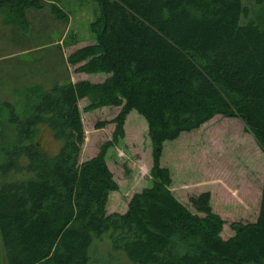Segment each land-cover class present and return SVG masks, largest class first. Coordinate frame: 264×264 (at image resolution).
Wrapping results in <instances>:
<instances>
[{"label":"trees","instance_id":"16d2710c","mask_svg":"<svg viewBox=\"0 0 264 264\" xmlns=\"http://www.w3.org/2000/svg\"><path fill=\"white\" fill-rule=\"evenodd\" d=\"M92 1L94 43L65 58L60 45L49 47L44 61H54L52 74L38 58L20 71L53 75L49 88L19 90L0 103L12 122L4 124L0 109V177L22 175L0 178V264H86L94 238H107L138 264H264V191L254 221L231 223L233 234L224 239L225 221L212 212L209 192L189 197L194 211L188 210L170 190L169 169L159 164L165 141L215 115L239 119L264 155V0H254L258 19L247 16L241 0ZM0 11L7 19L0 35L9 34L10 51L28 49L30 36L50 43L51 27L72 44L57 0H0ZM30 11L41 12L37 22ZM65 65L106 77L72 82ZM81 99L84 111L118 110L94 125L112 123L110 139L79 161ZM130 110L146 123L151 184L134 192L123 212L107 213L108 194L118 185L104 157L122 139ZM41 127L58 142L53 155L34 140Z\"/></svg>","mask_w":264,"mask_h":264},{"label":"rangeland","instance_id":"374dc122","mask_svg":"<svg viewBox=\"0 0 264 264\" xmlns=\"http://www.w3.org/2000/svg\"><path fill=\"white\" fill-rule=\"evenodd\" d=\"M242 6L247 8V16L258 19L260 8L254 0H241ZM57 5L65 14V27L71 36L72 44L68 39H60L58 31L54 30L52 38L60 39L59 45L64 46L63 53L69 54L76 48L94 43L92 34L88 29L89 22L96 13L95 3L92 0H57ZM35 21L41 14H34ZM244 22L243 16L239 19ZM61 25V24H59ZM6 38L0 39V78L18 75L21 70V60L26 56L7 55L11 51ZM51 40V39H50ZM64 43V45H63ZM68 45V46H67ZM48 51H35L31 59L39 60V65H45V56ZM52 54V53H51ZM9 61L8 63H6ZM36 61V60H35ZM6 63V64H5ZM29 65V64H28ZM75 66H70L73 80L84 79L92 83L101 82L106 75L74 73ZM31 70V69H30ZM29 70V71H30ZM33 70V69H32ZM6 93L8 90L5 91ZM5 96V95H4ZM7 99V98H6ZM2 101L0 100V103ZM86 100L78 101L80 117L83 126L84 139L80 148L79 161L95 155L99 146L109 140L114 125L107 123L95 129V123L110 120L118 108L101 107L84 111ZM1 106V104H0ZM5 125L11 117L9 107H0ZM16 111V109H14ZM42 128V127H41ZM124 135L118 140L115 147L107 150L105 162L112 173L118 189L111 191L107 197L106 212H123L129 197L150 186L149 168L151 163V146L146 133V123L135 110H130L123 124ZM42 150L47 155H53L58 149V142L52 139L50 133L42 128L38 133ZM160 166L167 167L171 176L170 190L172 194L188 210L194 211L188 198L200 192H209V205L212 212L225 221L221 238L233 234L231 223H247L254 221L260 193L264 191V155L255 145L251 135L244 130L242 122L237 118H227L215 115L199 128L182 132L173 141H165L162 146L159 160ZM22 175L5 173L1 179L13 181ZM86 264H138L131 262L122 250L113 249L107 238L100 240L94 238L88 247V261Z\"/></svg>","mask_w":264,"mask_h":264},{"label":"crops","instance_id":"0c3cea01","mask_svg":"<svg viewBox=\"0 0 264 264\" xmlns=\"http://www.w3.org/2000/svg\"><path fill=\"white\" fill-rule=\"evenodd\" d=\"M35 13H39V14H41V12H34V11H30L29 13H27V15L29 16V17H31V16H33ZM4 14V12H2L1 13V11H0V27L2 26V24H4V22H5V20H7L6 18H4L2 15ZM35 16V15H34ZM11 20H10V22H11V24H10V26H12V27H16V25H17V21H16V19H14V18H10ZM36 21V20H35ZM37 22V21H36ZM39 22V21H38ZM9 23V22H8ZM65 31V30H64ZM48 33H49V35H48V37H49V39H51L50 41V43H37V42H35L34 40H36V38L37 37H33V36H30V37H32L31 39H32V45H28V46H30V47H32L33 46V48H34V50L33 49H31L30 47L28 48V49H24V50H15V51H11L9 54H7V55H13V56H16L17 58L14 60H12L11 62H13V61H17V60H19L18 59V56L20 57V56H26V58H23L22 60H21V62L23 61V63L22 64H20V66L23 68V69H25V64H32L33 62H30L29 63V61L31 60V58L33 57V53L35 52V51H37L38 50V48L39 47H44V46H48L47 48H49V47H51V46H53L54 44H58L59 45V43L58 42H60V39H54V38H52V36H51V34L53 33V28L51 27V30L50 31H48ZM0 37H1V35H0ZM6 38V35H5V33H3L2 34V37L0 38V39H5ZM61 46V48H62V54H63V57L65 58L67 55H65L64 53H63V48H65V47H62V45H60ZM50 55H51V53H50ZM3 57H5V56H0V61H2L3 59ZM53 57V56H52ZM18 62V61H17ZM14 63V65L15 64H17V65H19L18 63ZM54 61L52 60V59H49V60H46V63H45V65L44 66H46L47 67V69L46 70H49V73H48V75L49 74H52V69L53 68H55L54 67V63H53ZM0 64H3V63H0ZM66 66V68H67V73H68V79L70 80V81H72V82H76L75 80H73V78H72V74H71V71H70V66H68V65H65ZM65 66H62L61 67V69H63ZM22 69V70H23ZM19 71V74L18 75H10V76H12V77H7V78H3V77H1L0 78V100L2 101V102H4L5 100H6V98L7 97H11V96H13V95H16V93L19 91V90H22V91H25V90H27V89H30V90H32V89H35V88H39V87H42V88H49V85H50V83H52L53 81H54V76L52 75V76H29V75H27V74H25V73H23V74H21V70H18ZM79 74H82V75H84V73H79ZM79 80H84V79H79ZM79 80H77V81H79ZM37 88V89H38ZM6 90H8V92L6 93L5 91ZM5 95V96H4ZM127 116V115H126ZM126 119V118H125ZM110 212H114V211H110ZM109 212V213H110Z\"/></svg>","mask_w":264,"mask_h":264}]
</instances>
